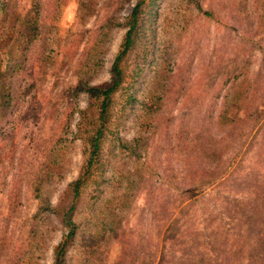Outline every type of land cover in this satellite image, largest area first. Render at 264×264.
I'll list each match as a JSON object with an SVG mask.
<instances>
[{
  "label": "rangeland",
  "instance_id": "1",
  "mask_svg": "<svg viewBox=\"0 0 264 264\" xmlns=\"http://www.w3.org/2000/svg\"><path fill=\"white\" fill-rule=\"evenodd\" d=\"M136 1L62 0L57 18L53 19V2L44 0V18L40 24L42 40L37 44L38 52L33 54L28 72L19 82L23 94L15 102L16 120L7 124L0 122V264H6L8 260L14 264L23 253L27 256L28 250L34 252V264H52L51 247L59 240L61 226L39 208L33 190L39 180H50L42 185V190L44 199L51 200L54 205L63 188L76 179L82 167L80 140L76 143L70 141L81 119V111L86 109L87 99L83 95L75 97L69 89L78 85L79 72L82 68H91L90 65L96 83L108 81V70L125 30L113 31L105 37L100 36L99 30L111 14L117 17L128 15ZM199 4L213 16L205 17L195 9L194 3L181 0L160 4V17L153 26L158 28L157 32L150 34L149 24L144 22L136 47L128 55L129 79L135 74V68L141 69L144 75L152 69V72L157 70L158 74H164L162 78H168L170 74L174 76L167 82L171 92L159 114L164 129L163 121L169 119V131L165 135L166 131L159 128L156 134L162 137L152 143L147 154V160L159 167L163 179L155 176L148 180L144 189L131 198L125 224L121 227L125 231L123 239L109 241L99 255H93L80 237L68 253V264H84L87 260L85 264H140L151 260L169 263L167 254L162 256L167 252L159 242L172 220L190 217L197 229L207 230L209 219H214L211 215L213 207L226 194L223 185L208 188L203 196H198L189 211L180 212V190L204 180L201 170H187L190 150L182 149L195 147L199 154L207 153L206 158L197 156L196 162L207 164V173L216 174L224 162L226 148H233L232 144L225 146V142L213 137L220 132L215 131V122L207 123V120H217L220 115L225 116V112L228 117L241 116L238 105L229 103L224 106L235 96L234 93L232 96L230 92L225 93L233 85L235 76H239L238 82L246 85L249 82L254 89L264 87V0H199ZM30 7L31 0L17 1V11L21 14ZM101 38H104L103 54L97 51ZM144 44L150 48L154 44L157 48L156 54L150 53L145 60ZM155 58L158 60L151 63ZM140 80L142 84L137 91L143 100L147 95L143 89L152 81L144 76ZM149 98L146 101L153 104ZM263 98L260 97V101ZM113 102V114H118L124 105V97L117 94ZM208 110L211 119L207 116ZM257 114L259 116H253L255 128L261 124L259 117L264 120V107H258ZM82 116L89 121L92 118L89 113ZM18 120V127L14 129ZM81 127L84 131L90 128L88 125ZM133 132L132 125H129L126 131L121 130V135L131 136ZM178 137L181 141L186 139L187 143H179ZM60 138L66 139L62 143L65 149L61 163L46 167L44 163L49 161V149ZM211 138L217 139L215 144L209 142ZM211 152L217 153V161L212 160ZM165 158L171 163H166ZM180 170L185 177L179 175ZM46 171L53 174L44 178ZM160 180L163 187L171 185L170 193L168 189H160ZM89 184L82 192L87 197L85 201L92 198L100 210L110 208L109 202L119 195L116 187L103 185L100 194L95 193L92 183ZM162 204L167 212L158 219L155 213L157 208H164ZM86 212L85 205H82L77 219L87 217L90 213ZM33 230L37 236L31 240ZM43 231L45 236L40 238ZM87 233L100 234V229L90 226ZM142 242H146L145 248L138 245ZM38 243L40 245L36 247ZM123 250L136 253L122 259ZM141 250L145 251L139 255ZM151 251L153 257L149 256Z\"/></svg>",
  "mask_w": 264,
  "mask_h": 264
},
{
  "label": "trees",
  "instance_id": "2",
  "mask_svg": "<svg viewBox=\"0 0 264 264\" xmlns=\"http://www.w3.org/2000/svg\"><path fill=\"white\" fill-rule=\"evenodd\" d=\"M17 1L0 0L1 124L4 122L5 124L13 123V120H16L15 102L23 94L20 92L21 84L19 82L28 72L33 54L38 52L37 44L42 40L40 24L44 18V0H31V7L25 14L17 11ZM166 1L168 0H137L125 17L111 14V17L101 26L100 36L105 37L106 34L121 29L125 31L109 67L108 81L96 83L97 80L93 77L94 70L90 65L88 67L91 68L81 69L78 85L71 86L69 89L73 91L75 97L83 95L87 99L86 109L81 113H89V117H92L89 121L81 114L75 134L70 141L76 143V140H80L82 167H80L76 179L67 184L59 193L54 205L51 200L44 199L42 190V185L50 180H39L33 190V196L38 201L39 208L61 226L59 240L51 247L52 264H68V253L80 237L83 245L85 242V246L93 255H99L101 249L109 241L123 239L125 231L121 227L125 224L131 198L144 189L148 180L154 179L155 176L163 179L159 167H155L147 160V154H149L148 149L152 143L158 142L162 137V135L156 134L159 128L164 129L159 121V114L163 103L171 92L167 82L174 76L170 74L168 78H162L164 74H158L157 70L152 72V69L148 71V75H144L145 73L141 72V69L135 68V74L132 79H129L127 71L128 55L136 47L142 25L147 22L150 34L156 33L158 28L153 26L160 17V4ZM181 1L194 3L195 9L205 17L213 16L210 12L203 10L199 0ZM52 2L54 4H52L53 13L55 12L53 19H56L62 0H52ZM99 42L97 51L99 54H103L101 47L104 38H101ZM40 47L43 49V46ZM156 49L154 44L152 48L144 44V54L146 51V55L143 60L150 53L156 54ZM157 60L158 58H155L151 63ZM141 76L152 81L143 89V92H147L143 100L137 91L142 84ZM238 77H234L233 85L225 91L226 95L230 92V96L233 93L235 96L228 100L224 106L227 107L229 103L238 105L242 112L241 116L228 117L225 112V116L222 114L217 120H213L209 110L207 113L211 119L207 120V123L215 122V131L220 132L213 137H218L219 140L225 142V146L232 144L233 148H226L224 162L216 174H214L215 172L207 173V164L201 161L196 162L197 156L206 158L207 153L199 154L198 148L195 147L182 149L190 150L188 154L189 169L187 170L192 172L201 170L204 180L196 186L188 185L180 190L178 194L181 197L178 207L180 212L189 211V208L198 200V196H203L208 188L223 185L226 194L213 207L211 215L214 216V219H209L208 231L197 229L195 221L190 217L185 220L176 218L169 223L161 234L159 246L162 244L163 250L167 252L162 256L167 254V258L170 260H167L169 263L162 264H264V120L262 121V117H259L261 124L255 128L256 124H254L253 118L254 115L259 116L257 114L258 107H264V98L263 101H260V97H264V93H262L264 87L254 89L249 82L247 85L238 82ZM157 78L161 79L157 80ZM221 90L222 88L219 92ZM117 94L124 97V105L118 114H113V98ZM148 96L153 104L146 101ZM256 101L260 102L257 104ZM195 102L198 101L195 100ZM168 120L163 121L165 122V135L170 128ZM85 121L89 122L85 124ZM18 124L19 120L14 129L18 127ZM84 125H88L90 128H86L84 131L81 127ZM129 125L133 127V134L131 136L126 133L124 136L121 135V130L126 131ZM66 127L69 125L67 124ZM1 129L2 127H0ZM155 136H157V140H155ZM177 141L187 143L184 138L181 141V138L178 137ZM216 141L217 139L213 138L209 140L213 144ZM63 142H66V139L60 138L49 149V161L44 163L46 167H55L61 163L60 159L63 157L65 149ZM201 146L203 145L201 144ZM210 155H212V160L217 161L216 152H211ZM165 162L170 164L171 160L165 158ZM244 163L246 165L242 166ZM195 166L196 168H194ZM238 168L239 170H237ZM182 171L180 170L179 175L184 176ZM52 174L46 171L43 177ZM89 183L93 184L95 193L100 194L103 185L111 188L116 187L119 195L114 201L109 202L112 205L110 208L105 207L100 210L92 198L85 201L87 197L82 192L90 186ZM162 184L163 182L160 180L158 182L160 189L163 191L168 189V193H170L171 185L163 187ZM96 198L98 199L99 195ZM225 201L227 202L225 203ZM82 205H85L86 214H90L78 220ZM162 205L164 208H157V213H155L158 219H162L167 212L165 204ZM90 226L99 228L100 234H88ZM36 236L37 233L33 230L31 240H34ZM42 236H45V231L41 233L40 238ZM39 245L40 243L35 246ZM138 245L144 248L147 246L146 242ZM29 247L30 245H27V248ZM144 251L141 250L139 255ZM33 253L28 250L27 256L23 253V256L14 264H34ZM135 253L132 250H123L121 258L132 256ZM149 256L153 257V251L149 252ZM87 262L88 260L84 261V264ZM12 263L11 260L6 262V264ZM140 264H160V262L151 260L147 263L142 261Z\"/></svg>",
  "mask_w": 264,
  "mask_h": 264
}]
</instances>
